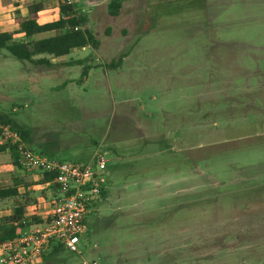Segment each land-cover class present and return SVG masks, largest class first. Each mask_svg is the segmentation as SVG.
Listing matches in <instances>:
<instances>
[{
  "label": "rangeland",
  "instance_id": "obj_1",
  "mask_svg": "<svg viewBox=\"0 0 264 264\" xmlns=\"http://www.w3.org/2000/svg\"><path fill=\"white\" fill-rule=\"evenodd\" d=\"M128 1L70 65L0 49V114L35 152L53 137L57 160L107 157L86 260L264 264V0Z\"/></svg>",
  "mask_w": 264,
  "mask_h": 264
},
{
  "label": "built area",
  "instance_id": "obj_2",
  "mask_svg": "<svg viewBox=\"0 0 264 264\" xmlns=\"http://www.w3.org/2000/svg\"><path fill=\"white\" fill-rule=\"evenodd\" d=\"M60 1L67 6L78 3V0ZM0 144L14 145L16 161L28 171L54 174L57 187V196L49 203L50 214L44 223L19 230L16 239L0 245V264H39L52 243H59L79 256L81 260L76 264H100L99 260L84 258L82 244L89 232L90 216L105 191L107 157L96 154L90 163L76 164L36 153L23 142L19 132L2 124L1 118Z\"/></svg>",
  "mask_w": 264,
  "mask_h": 264
},
{
  "label": "trees",
  "instance_id": "obj_3",
  "mask_svg": "<svg viewBox=\"0 0 264 264\" xmlns=\"http://www.w3.org/2000/svg\"><path fill=\"white\" fill-rule=\"evenodd\" d=\"M207 0H204L206 5ZM60 19L58 21L40 25L38 23V12L42 10L40 5L30 8L31 15L27 19L18 18L20 26L18 33L24 34L23 40H15L13 33H0V49L7 50L14 58L19 61L28 62L36 66H51V60L68 57L73 51L81 50L87 47L97 51L100 42L88 30L89 19L86 15L80 13L75 6H67L60 1ZM122 4L120 0H111L109 3V14L113 17L120 15ZM78 28V30H76ZM46 35V37L37 39V36ZM92 58L86 59L89 61ZM85 61L79 60V65H84ZM117 67L118 63H113ZM90 66L85 65L83 68L82 81L88 75ZM1 122L10 129L20 133L23 142H29V132L16 127L12 122L0 115ZM0 150H9L16 154V147L11 144H1ZM15 167L24 172L28 171L22 167L19 161L15 162ZM29 172V171H28ZM41 184H50L53 189L57 190L54 184V174H43ZM32 183H29L25 177H15L9 186L0 188V207L10 205V215L0 217V245L12 241L18 237L19 230L42 225L44 222L35 217H30L27 209L36 203L32 192L29 191ZM21 189L25 193H21ZM107 192L103 191L101 199L97 204L106 200ZM25 223V224H24ZM49 257L46 253L43 260H49L60 254L64 247L59 243H52Z\"/></svg>",
  "mask_w": 264,
  "mask_h": 264
},
{
  "label": "crops",
  "instance_id": "obj_4",
  "mask_svg": "<svg viewBox=\"0 0 264 264\" xmlns=\"http://www.w3.org/2000/svg\"><path fill=\"white\" fill-rule=\"evenodd\" d=\"M120 1L122 4V10L120 13L121 15L122 11H124L123 9L125 8L126 4H128L129 1L128 0H120ZM110 2L111 0H89L88 4L85 3L82 5L81 0H78L77 9L80 13L88 17L89 19L88 30L93 34V36L95 35H94L93 30L91 29V25L96 24L99 17L102 18V16L103 17L111 16L109 14V3ZM37 5H40L42 7V10L38 12L37 14L38 23L40 25L52 23L60 19L59 0H0V33H13L15 40H18V41L23 40L25 35L18 33L20 26L17 22V19L18 18H22V19L29 18L31 15L30 8L33 6L35 7ZM101 6L104 8L103 10L101 9L102 11L99 10ZM82 9H84L83 12H82ZM125 31L126 29L123 30V32ZM107 32H109V28ZM44 37H46V35H40V36H37L36 38L41 39ZM89 49L93 50V48L91 47H87L81 50L86 51ZM77 51L78 50L73 51L71 54ZM60 60L61 58L51 60V66L49 68L59 63L62 66L72 64V63H68L65 61L63 62ZM39 68H44V66H41ZM29 137H30V134H29ZM48 141L49 142H46V143L43 141H40V142L35 141L34 143H37L41 149L46 151L45 153L42 152L40 154H44L50 158L57 159L54 157V155L58 152V144H59L58 140L52 137V139ZM32 143L33 142L29 140V142L26 143V145L32 151H34L31 148ZM15 162H16V154L14 152H10L9 150H0V188L9 186L12 182V179L15 177H18V176L25 177V179L29 183H32V186H30L29 191L32 192L33 198L36 200V203L27 209L28 210L27 213L30 217H35V218H38L39 220L45 221V219L50 214L49 203L55 196H57V190L53 189V187L50 184H41V181L43 179V176L41 174H37L31 171L29 172L25 171V173L19 171L15 167ZM21 193H25V190L21 189ZM3 207L4 206L0 207V217H3L5 215H10L11 211L6 210L4 212L2 209ZM98 214H99V209L98 207H96L95 211L90 216L89 232L86 235V237L90 236L91 221L94 219H97Z\"/></svg>",
  "mask_w": 264,
  "mask_h": 264
}]
</instances>
